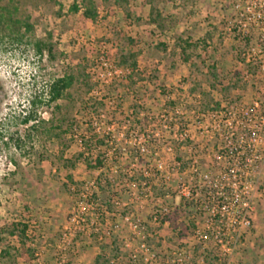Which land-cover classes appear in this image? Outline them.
Masks as SVG:
<instances>
[{"label":"rangeland","instance_id":"rangeland-1","mask_svg":"<svg viewBox=\"0 0 264 264\" xmlns=\"http://www.w3.org/2000/svg\"><path fill=\"white\" fill-rule=\"evenodd\" d=\"M24 1L0 0V11L9 2L33 24L20 43L0 24V264H95L96 256H102L100 264H136L130 260L132 253L141 264L151 253L162 257L179 244L204 264H218L212 251L192 244V205L178 192L179 175L168 171L174 158L185 162L192 153L187 144L175 145L173 155L167 153L171 139L166 127L174 124L176 130L189 124L198 146L211 147L193 124L196 115L207 111L199 106L213 100L220 108L210 110H220L259 100L264 107V45L253 59L246 58L250 46L264 38V22L247 21L243 30L228 31L229 21L235 25L245 20L240 17L245 12L242 0H128L130 17L112 0H93L95 20L83 16L85 0L41 1L37 7ZM55 2L62 6L59 17ZM75 2L78 13L71 11ZM152 7L162 14L161 28L149 21ZM125 37L140 52L135 70L119 63V53L130 50ZM178 38L198 42L200 60L182 61L172 50ZM37 41L46 42L51 52L37 53ZM84 61L97 87L86 105H69L63 123L68 104L46 102L49 82L67 65ZM210 65L218 69V82L207 76ZM25 114L31 116L27 124ZM63 131L68 133L61 135ZM154 145L162 172L152 160ZM140 147L149 153H137ZM79 152L100 157L105 165L88 170L80 162L72 172L77 187L68 185L65 191L67 173L60 158ZM100 176L102 182L111 179L105 195L94 183ZM112 194L109 213L101 200ZM155 198L168 208L167 221L159 227L149 219ZM132 213L144 226L146 252L122 218ZM17 221L29 225L28 263L11 252L1 254L7 246H18L7 236ZM231 264H264V169L252 226Z\"/></svg>","mask_w":264,"mask_h":264},{"label":"built area","instance_id":"built-area-1","mask_svg":"<svg viewBox=\"0 0 264 264\" xmlns=\"http://www.w3.org/2000/svg\"><path fill=\"white\" fill-rule=\"evenodd\" d=\"M242 4L245 12H241L240 17L245 16L244 22L233 25L229 21L232 26L228 31L233 27L243 30L247 21L257 23L255 21L260 19L258 22H264V0H242ZM262 45L264 38L259 40L258 45L250 46L249 54L246 55L248 61L261 52ZM261 69L264 70V65H261ZM172 121L169 118L170 124ZM193 124L200 138L212 143V146H198L194 141L196 133L189 130V124H179L176 130L174 124L167 126L171 140L166 143V152L173 155L177 150L175 145L187 144V151L192 153L185 162L174 158L168 171L170 175H179L178 192L185 202L192 205L193 246L201 251H212L218 264H231L242 239L252 226L255 195L263 175L264 107L259 100H254L249 104L207 110L196 115ZM156 147L152 146V160L157 163L155 169L162 172L163 166L160 158L157 159L159 151ZM144 152L149 153V150L144 147L137 149L139 154ZM113 203L118 205V202ZM154 203L149 219L154 226L159 227L167 221L168 208L159 198H155ZM122 218L139 239V249L146 252L142 231L144 226L140 218L133 213ZM188 249L185 244H179L175 251L162 257L151 253L141 264H204ZM130 260L139 264L136 254L132 253ZM109 264L118 263L111 260Z\"/></svg>","mask_w":264,"mask_h":264},{"label":"trees","instance_id":"trees-1","mask_svg":"<svg viewBox=\"0 0 264 264\" xmlns=\"http://www.w3.org/2000/svg\"><path fill=\"white\" fill-rule=\"evenodd\" d=\"M26 1V0H25ZM24 3L26 4V2ZM43 2H50L51 0H35L32 2L31 0H27V2H30L32 7H37L39 3ZM113 3L118 6L120 9H122L127 17H130L129 13V2L128 0H112ZM58 5V9L56 12V15L59 17L61 16V4L58 2H55ZM84 3L86 4V7L82 10V14L85 18L90 20H95L97 18V11L95 7V3L93 0H85ZM79 5L75 2L71 6V11L74 13H78L80 11ZM18 8L12 6L11 4L6 3L1 7L0 11V24H3L9 31L10 35L13 37V41L15 43H20L23 39V37L33 31V24L31 23L30 16L26 14L25 16L21 17L18 15ZM150 23L154 24L156 27L161 28L163 27V19L162 14L155 10V8H151L150 12ZM209 41L212 40V38H209ZM127 45L130 46V50L127 52L121 51L119 53L118 59L119 63L123 67H127L131 70H135L138 66V57H139V51L136 47L135 41L130 37L124 38ZM201 43L205 47L206 44L202 40ZM35 49L37 53L42 54L44 50H46L48 53L51 52L50 47L47 45L44 41H37L35 44ZM199 47L198 42H189L188 40H182L180 38L177 39L176 43L174 44L172 50L178 51V53L181 56L182 61L189 62L193 57L200 60L199 53L197 52ZM195 53V54H194ZM218 69L215 65L207 66V76H210L213 79V82H218L220 80V76H218ZM97 87L96 84L92 81V78L88 72V65L87 61L84 62H77L73 66L67 65L66 69L64 70L63 74L51 80L49 82L46 97H47V103H55L57 101H64L68 105L66 107V112L64 113V117L62 118L61 122H66L68 118V111H71V107H75L76 105H86L88 100H92L89 95L93 91V89ZM210 87L214 89V84H210ZM208 95V94H206ZM212 103V104H211ZM100 104V103H99ZM175 103H172V106ZM31 105H34V101L31 102ZM71 105V107H69ZM201 105V104H200ZM101 106V104H100ZM94 106H91L93 108ZM201 109L205 108L207 110L214 109V108H220V104L213 102V100H210L209 103L199 106ZM31 119L30 114H25L23 123L27 124ZM61 126H59L60 129ZM66 131L61 132V135H66ZM60 153H63L61 150ZM61 161V167L62 169L67 173L65 176V182L63 183V189L65 191L68 190V185H73L77 187V182L73 179L72 172L76 169L77 165L80 162H83L88 170H100L105 164L104 159L98 158L97 156L95 158L88 157L84 153L79 152L74 154L71 158L66 159L63 158V155L60 158ZM111 179L108 177H104V182H102V178L95 177L94 183L99 189L101 190L103 195H105L107 192L105 189L110 185ZM93 196V194H92ZM95 196V195H94ZM112 196H115V194L104 196V198L101 200V202L104 205H107V212L112 213V206L110 204V199ZM112 208V209H111ZM192 224V222H191ZM29 229L28 222H22L17 221L13 222L12 229L7 233V236H10L12 238H15V241L17 243L16 246H7L5 249L1 251V254L3 256L7 255L8 253H12L14 256L20 257L24 262L28 263L31 258V252L32 250L28 246V235L27 231ZM2 238L0 237V241ZM102 259V256H96L94 263L100 264V261ZM217 259V258H216Z\"/></svg>","mask_w":264,"mask_h":264}]
</instances>
